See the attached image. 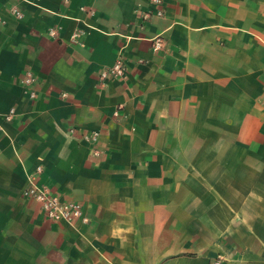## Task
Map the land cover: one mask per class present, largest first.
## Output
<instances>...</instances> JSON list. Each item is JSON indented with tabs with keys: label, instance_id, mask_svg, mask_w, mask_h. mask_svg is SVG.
Returning a JSON list of instances; mask_svg holds the SVG:
<instances>
[{
	"label": "crops",
	"instance_id": "crops-1",
	"mask_svg": "<svg viewBox=\"0 0 264 264\" xmlns=\"http://www.w3.org/2000/svg\"><path fill=\"white\" fill-rule=\"evenodd\" d=\"M118 57L124 76L101 82ZM10 108L0 264H264L257 246L244 263L230 253L242 229L227 210L249 184L227 186L220 164L235 157V176L264 157V0H0V114ZM38 163L40 184L81 204L78 231L23 197Z\"/></svg>",
	"mask_w": 264,
	"mask_h": 264
},
{
	"label": "built area",
	"instance_id": "built-area-1",
	"mask_svg": "<svg viewBox=\"0 0 264 264\" xmlns=\"http://www.w3.org/2000/svg\"><path fill=\"white\" fill-rule=\"evenodd\" d=\"M155 4H160L161 0H151ZM12 13L17 17L21 18L22 15L17 9L12 8ZM155 15L162 16L161 10H157ZM48 35L51 37L56 36L54 30H48ZM76 37V32H73L71 38ZM152 50H161L164 46V37L162 35H157L151 39ZM142 62V61H139ZM126 71V67L120 57L116 61L107 67H104L99 74V79L101 82L110 78H120L123 77ZM35 83V78L29 72H27L21 79V85L24 92L28 95L30 99L35 97L34 91H32V86ZM117 116V111L114 113ZM16 116L14 108H10L6 113L0 114V119L5 122H10ZM0 131L3 132L0 126ZM98 132H90L82 135V138L89 144H94L98 139ZM94 155L98 154L97 150L93 151ZM41 161V159H39ZM43 172L42 165L38 163L34 169L26 175V187L24 188L22 195L24 198L34 200L42 210L45 218L52 222H59L68 225L74 230L78 231L77 224H87L88 219L83 213L82 206L78 202H67L61 201L57 196L52 194V192L46 186L39 183V176ZM215 264H218L216 262Z\"/></svg>",
	"mask_w": 264,
	"mask_h": 264
},
{
	"label": "rangeland",
	"instance_id": "rangeland-1",
	"mask_svg": "<svg viewBox=\"0 0 264 264\" xmlns=\"http://www.w3.org/2000/svg\"><path fill=\"white\" fill-rule=\"evenodd\" d=\"M220 149L224 147L220 146ZM227 148V147H226ZM244 158H241L243 163ZM236 158L233 156H225L220 159V164L224 167V179L227 186L233 184L235 181L240 179L241 184H249L251 191L256 189V195H253L251 200L246 199L249 187H245L242 191L241 198L244 201L242 204L237 206H231L227 210L229 216H233L235 213L236 219L241 220L240 228L242 229L238 235H229V241L231 242L232 248L230 253L235 258H239L242 263L249 260L248 250L252 248H260L258 251L264 250V157L251 158L249 170L243 171V173L232 175V172L238 168L235 163ZM243 167V165H241ZM245 168V167H244ZM245 168L244 170H246ZM244 193V194H243ZM256 197V198H255ZM232 213V214H231ZM232 219V218H231ZM179 256L178 254L176 257ZM218 262L220 259L214 260L213 264Z\"/></svg>",
	"mask_w": 264,
	"mask_h": 264
}]
</instances>
